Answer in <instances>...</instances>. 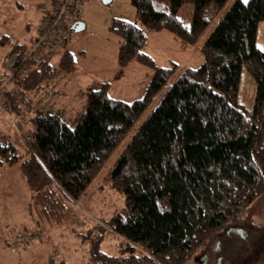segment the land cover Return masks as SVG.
Here are the masks:
<instances>
[{
  "label": "trees",
  "instance_id": "obj_1",
  "mask_svg": "<svg viewBox=\"0 0 264 264\" xmlns=\"http://www.w3.org/2000/svg\"><path fill=\"white\" fill-rule=\"evenodd\" d=\"M229 2L131 0L136 22L114 19L111 24L123 39L116 78L132 61L155 69L143 97L113 99L106 81L88 91L74 127L59 113L33 119L21 163L32 194L30 210L38 225H62L75 217V205L175 72V66L160 67L145 52L146 29L166 30L200 46L203 64L177 78L104 176L105 184L125 198L124 210L108 221L123 247L119 255H110L101 249L99 236L91 264H186L213 232L264 195V48L256 45L264 0H237L225 12ZM189 3L195 6L193 29L178 16ZM66 47L58 66L52 63L54 52L38 55L31 61L33 74L0 96L13 90L39 94L55 70L75 71V55ZM23 50L17 44L11 52ZM245 68L257 84L252 113L239 101ZM0 145L2 153L11 154L6 156L10 165L21 160L14 145Z\"/></svg>",
  "mask_w": 264,
  "mask_h": 264
},
{
  "label": "rangeland",
  "instance_id": "obj_2",
  "mask_svg": "<svg viewBox=\"0 0 264 264\" xmlns=\"http://www.w3.org/2000/svg\"><path fill=\"white\" fill-rule=\"evenodd\" d=\"M235 1L230 0L225 12ZM42 2L45 0H0V72H4L2 65L15 45L20 44L24 50L32 47L31 38L35 37L43 19L39 8ZM76 14L84 28L70 33L67 49L75 55L77 69L73 72L55 70L39 94L17 95L13 90L11 99H7L8 95L0 96V143L14 145L16 154L21 156L17 164L10 165L7 158L11 154L5 155L0 149V264H49L51 260L54 264H91V248L99 236L103 251L119 255L122 238L110 231L108 221L124 210L125 198L105 184L104 176L177 78L187 68H198L204 62L200 46H191L166 30L157 32L145 28L148 37L145 52L160 67L175 66L173 76L75 205V217L62 225H38L30 210L32 194L21 169L28 152L29 142L26 143L25 137L35 129V116L59 113L66 124L74 127L85 111L90 89L111 82L108 92L111 98L133 102L143 97L155 72L151 67L132 61L123 75L116 78L118 50L123 39L112 32L111 24L114 19L136 22V10L131 0H112L109 4L102 0H80ZM178 16L193 29L194 4L184 5ZM215 26L210 27L208 34ZM256 45L264 48V22L259 25ZM63 53V50L53 53L55 66L60 63ZM13 87L10 83L7 88ZM256 92L254 77L243 69L239 101L249 113L254 110ZM237 229L245 231L246 238ZM205 257L208 258L206 261ZM186 264H264V195L237 219L213 232L207 238V245Z\"/></svg>",
  "mask_w": 264,
  "mask_h": 264
},
{
  "label": "built area",
  "instance_id": "obj_3",
  "mask_svg": "<svg viewBox=\"0 0 264 264\" xmlns=\"http://www.w3.org/2000/svg\"><path fill=\"white\" fill-rule=\"evenodd\" d=\"M79 2L80 0H45L40 4L43 19L33 38L32 47L8 55L2 65L4 72H0V91L10 83L24 82L32 71L31 61L36 60L38 55L50 56L57 50L65 49L71 28L77 21ZM32 136L33 131L25 137L26 142H30Z\"/></svg>",
  "mask_w": 264,
  "mask_h": 264
},
{
  "label": "water",
  "instance_id": "obj_4",
  "mask_svg": "<svg viewBox=\"0 0 264 264\" xmlns=\"http://www.w3.org/2000/svg\"><path fill=\"white\" fill-rule=\"evenodd\" d=\"M104 3H107V4H109V3H111V1L112 0H102ZM84 28V25L81 23V22H76L73 26H72V28H71V31H75V32H78V31H80V30H82Z\"/></svg>",
  "mask_w": 264,
  "mask_h": 264
},
{
  "label": "bare ground",
  "instance_id": "obj_5",
  "mask_svg": "<svg viewBox=\"0 0 264 264\" xmlns=\"http://www.w3.org/2000/svg\"><path fill=\"white\" fill-rule=\"evenodd\" d=\"M66 48H67V47H66ZM66 50H67V49H66ZM48 58H49V57H48ZM45 60H46V59H44V61H45ZM42 62H43V61H42ZM34 65H35V63H34ZM39 65H40V64H39ZM35 67H36V65H35ZM34 73H35V72H34ZM32 74H33V73H32ZM32 74H30V76H31ZM27 81H28V80H27ZM25 83H26V82H25ZM18 86H19V85H18ZM20 86H21V85H20ZM21 89H22V88H21ZM11 90H12V89H11ZM23 90H24V89H23ZM20 92H21L20 94L23 95L22 91H20ZM23 92H24V91H23ZM32 92H33V91H32ZM8 93H9V92H8ZM8 93H3V95H5V94L7 95ZM13 93H14V92H13ZM13 93H12V94H13ZM34 93H35V92H34ZM36 93L38 94V92H36ZM25 94H26V93H25ZM25 94H24V95H25ZM28 95H29V94H28ZM33 95H34V94H33ZM10 96H11V95H10ZM6 97H8V99H9V94H8V96H6ZM11 97H12V96H11ZM11 97H10V98H11ZM14 98H15V97H14ZM16 98H17V96H16ZM16 98H15V100H16ZM23 98H24V97H23ZM27 98H28V100L30 99L29 97H27ZM15 100H14V101H15ZM18 100H19V98H18ZM20 100H21V98H20ZM30 100H31V99H30ZM21 101H22V100H21ZM12 102H13V101H12ZM14 103H15V102H14ZM14 106H15V105H14ZM35 117H37V116H35ZM28 145H29V144H28ZM0 146H1V145H0ZM2 148H3V147H2ZM14 151H15V150H14ZM30 154H31V153H30ZM19 157H20V156H19ZM18 160H19V159H18ZM18 160H17V161H18Z\"/></svg>",
  "mask_w": 264,
  "mask_h": 264
},
{
  "label": "flooded vegetation",
  "instance_id": "obj_6",
  "mask_svg": "<svg viewBox=\"0 0 264 264\" xmlns=\"http://www.w3.org/2000/svg\"><path fill=\"white\" fill-rule=\"evenodd\" d=\"M240 233H241V235L244 237V238H246V233H245V231H243L244 232V234H243V232L241 231V230H239V229H237ZM208 258L207 257H205L204 258V261H206Z\"/></svg>",
  "mask_w": 264,
  "mask_h": 264
},
{
  "label": "crops",
  "instance_id": "obj_7",
  "mask_svg": "<svg viewBox=\"0 0 264 264\" xmlns=\"http://www.w3.org/2000/svg\"><path fill=\"white\" fill-rule=\"evenodd\" d=\"M77 13V12H76ZM77 15V14H76ZM77 22V21H76ZM82 54H85V52H83Z\"/></svg>",
  "mask_w": 264,
  "mask_h": 264
},
{
  "label": "snow or ice",
  "instance_id": "obj_8",
  "mask_svg": "<svg viewBox=\"0 0 264 264\" xmlns=\"http://www.w3.org/2000/svg\"><path fill=\"white\" fill-rule=\"evenodd\" d=\"M245 2H246V0H245Z\"/></svg>",
  "mask_w": 264,
  "mask_h": 264
}]
</instances>
